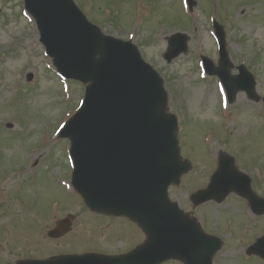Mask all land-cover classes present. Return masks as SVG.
<instances>
[{"label": "rangeland", "instance_id": "obj_1", "mask_svg": "<svg viewBox=\"0 0 264 264\" xmlns=\"http://www.w3.org/2000/svg\"><path fill=\"white\" fill-rule=\"evenodd\" d=\"M192 1L189 11L185 0H74L102 34L134 44L163 79L167 110L178 120L180 157L191 164L169 198L222 241L212 264H264L245 254L264 235V216L252 215L234 194L198 207L189 200L205 188L220 152L236 158L237 169L252 178L253 192L264 198L263 103L238 93L227 104L199 58L217 63L216 20L225 28L232 64H243L255 78L256 94L264 96V0ZM177 32L189 37L188 51L167 64L166 39ZM84 89L56 73L23 0H0V264L121 255L145 240L133 222L88 211L70 185L69 142L57 132L79 108ZM51 230L58 237H48Z\"/></svg>", "mask_w": 264, "mask_h": 264}, {"label": "water", "instance_id": "obj_2", "mask_svg": "<svg viewBox=\"0 0 264 264\" xmlns=\"http://www.w3.org/2000/svg\"><path fill=\"white\" fill-rule=\"evenodd\" d=\"M191 9L195 3L187 0ZM37 25L40 42L57 71L87 84L77 113L59 137L70 141L71 184L86 206L98 213L127 217L141 227L146 241L116 257L98 254L61 256L18 264H211L221 242L205 235L194 220L168 199V188L178 185L188 171L181 162L175 136L177 120L166 112L163 81L145 63L130 42L103 35L89 23L72 0H24ZM219 44L218 67L202 58L205 71L217 76L230 102L239 91L258 101L255 81L244 66L230 74L223 29L214 23ZM188 37L168 39L167 63L187 51ZM264 101V98H263ZM249 180L234 168L233 158L222 156L207 189L190 197L194 205L230 192L251 200L254 213H264V201L248 191ZM50 237L57 233L50 232ZM264 259V237L247 250Z\"/></svg>", "mask_w": 264, "mask_h": 264}]
</instances>
